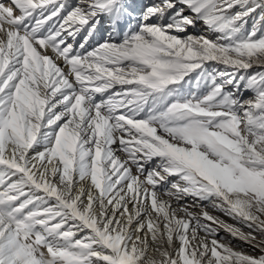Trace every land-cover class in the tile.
Listing matches in <instances>:
<instances>
[{"label":"snow or ice","instance_id":"1","mask_svg":"<svg viewBox=\"0 0 264 264\" xmlns=\"http://www.w3.org/2000/svg\"><path fill=\"white\" fill-rule=\"evenodd\" d=\"M0 264H264V0H0Z\"/></svg>","mask_w":264,"mask_h":264},{"label":"rangeland","instance_id":"2","mask_svg":"<svg viewBox=\"0 0 264 264\" xmlns=\"http://www.w3.org/2000/svg\"><path fill=\"white\" fill-rule=\"evenodd\" d=\"M198 24H199V23H198ZM198 24H197V26H198ZM251 24H252V23L249 22V23H248V26L250 27ZM201 25H202V24H201ZM189 31H190V32H194V33L197 34V35H199L200 33H204V32H201V29H200V28H197V27H195V28H189ZM211 36H212L213 39L215 38L214 35H211ZM251 71H260V69H258V68H254V69H252ZM252 95H253V94H252L250 91L244 93V96H245L246 98H247V97H251ZM207 210H208L212 215H214V216H216V217L218 216L220 219L224 220L225 222H227V223H229V224H234V225L236 224V221H235V220H233L232 218L228 217L227 215H225L224 213L220 212L219 210H214V209H212L211 207H209ZM195 211L199 212L200 209H199V208H196ZM237 226H240V225H237ZM241 227H242V226H241ZM243 230H244L245 232L248 231V229H247L246 227H244ZM219 236H220V237H223V238L225 239V241H230L231 244H232L234 247H236L238 250H239V249H243V250L246 251V252H251V251H252V249L249 247L248 244H246L245 242L239 240L238 238H233V237H231L230 234H228L227 232H225L223 229L220 230V232H219ZM256 251L259 252L258 249H257Z\"/></svg>","mask_w":264,"mask_h":264},{"label":"bare ground","instance_id":"3","mask_svg":"<svg viewBox=\"0 0 264 264\" xmlns=\"http://www.w3.org/2000/svg\"><path fill=\"white\" fill-rule=\"evenodd\" d=\"M18 14V13H17ZM259 13H257V15H258ZM252 23V20L251 19H249V21H248V23ZM196 27L197 28H200L201 29V32H204V33H206V29H205V26L202 24L201 25V23H199L198 24V26L196 25ZM206 34H209V35H212V34H210V33H206ZM77 39H80L79 37L77 38ZM218 217V216H217ZM243 250V249H242Z\"/></svg>","mask_w":264,"mask_h":264}]
</instances>
